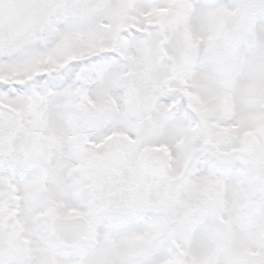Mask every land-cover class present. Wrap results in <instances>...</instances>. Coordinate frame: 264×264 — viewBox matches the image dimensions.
Listing matches in <instances>:
<instances>
[{
  "label": "snow or ice",
  "instance_id": "6c2138e0",
  "mask_svg": "<svg viewBox=\"0 0 264 264\" xmlns=\"http://www.w3.org/2000/svg\"><path fill=\"white\" fill-rule=\"evenodd\" d=\"M0 264H264V0H0Z\"/></svg>",
  "mask_w": 264,
  "mask_h": 264
}]
</instances>
